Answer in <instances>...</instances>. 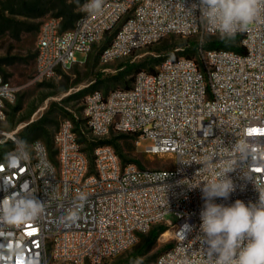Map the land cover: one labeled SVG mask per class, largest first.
Masks as SVG:
<instances>
[{
    "label": "built area",
    "instance_id": "1",
    "mask_svg": "<svg viewBox=\"0 0 264 264\" xmlns=\"http://www.w3.org/2000/svg\"><path fill=\"white\" fill-rule=\"evenodd\" d=\"M196 0H104L99 14L82 11L73 29L61 21L42 24L36 51L35 81L54 79L79 63L108 36L102 63L130 56L168 36L197 37V57L167 60L154 73L138 72L128 89L84 98L86 127L97 140L112 133L151 140L145 153L169 157L168 168L123 165L110 146L97 147L92 159L83 150L71 120L61 122L53 153L42 140L24 145L17 132L7 135L14 148L0 157V199L23 185L44 202L34 222L13 228L0 225V264H100L135 246L140 237L163 224L173 245L154 264H181L189 256L203 264L199 213L205 181L234 164L228 177L240 199L257 203L255 179L264 184V14L241 36L240 52L208 49L204 38L219 36L189 16ZM199 16V12L195 13ZM18 89L0 76V122ZM246 153L242 157V151ZM212 157L210 167L203 164ZM200 181L199 187L191 182ZM173 214L177 223L166 221ZM192 227L184 238L181 229Z\"/></svg>",
    "mask_w": 264,
    "mask_h": 264
},
{
    "label": "rangeland",
    "instance_id": "2",
    "mask_svg": "<svg viewBox=\"0 0 264 264\" xmlns=\"http://www.w3.org/2000/svg\"><path fill=\"white\" fill-rule=\"evenodd\" d=\"M70 2H76V0H70ZM78 12H82L81 8ZM54 14L30 23L39 25L41 28L46 19L54 18ZM38 36L39 31L34 30L23 33L19 39L13 38L9 33L0 36V76L18 89L14 101L6 105L5 120L0 122V142L6 141L8 134L17 132L18 140L24 145L30 144L31 141L23 142L21 140L23 135L46 143L47 135L53 139L61 122L71 120L79 140L83 141V148L90 150L95 148L96 144L93 140L96 138L86 127L83 105L85 96L93 91H100L107 95L113 90L124 89L131 84V78L135 74L131 66L135 65V69L141 68L148 72L150 68L156 69L161 64L156 62L159 59L163 60V63L167 60L186 58L190 44L199 40L197 37L168 36L128 57L102 63L98 58V51L109 36L89 55L86 63V55L77 53V61L84 64L75 65L67 71H59L58 75L50 81L39 82L34 80ZM206 39L207 37L204 38L205 41ZM191 59L198 60L196 52ZM85 91L88 92L84 93ZM77 123H79L78 127ZM38 128L42 129L40 131L42 136L33 138V131ZM109 138L118 139L117 143L121 146L122 155L126 161H137L143 169L168 168L166 163L170 162L169 157H150L145 153L147 148L152 146L151 140H142L141 146L137 147L136 141L126 134L112 133ZM2 154L3 150L0 148V155ZM165 220L172 224L178 221L173 214L167 215ZM162 225H157L142 235L138 243L128 251L100 264H121L130 255L143 249L152 230ZM166 232H171L167 238L163 237ZM166 232L152 246L144 248V255L139 258L142 264H154L158 256L166 251L169 245H173L172 231L168 229ZM49 264L71 263L51 260Z\"/></svg>",
    "mask_w": 264,
    "mask_h": 264
},
{
    "label": "clouds",
    "instance_id": "3",
    "mask_svg": "<svg viewBox=\"0 0 264 264\" xmlns=\"http://www.w3.org/2000/svg\"><path fill=\"white\" fill-rule=\"evenodd\" d=\"M104 0H87L81 10L99 14ZM186 13L200 20L207 31L218 34L222 39L234 40L264 14V0H196ZM199 12L196 17L195 13ZM238 151H242L239 146ZM246 155L242 151V157ZM210 167L212 157L197 162ZM234 164L222 168L211 180L205 181L202 191L203 205L199 213L200 225L197 240L201 242L204 254L203 264H264V184L255 179L259 191L257 203L237 199L230 205L216 203L217 199L227 200L235 186L227 173ZM199 187L200 181L191 182ZM44 211V202L36 197L29 187L21 186L18 191L9 190L0 199V225L19 227L34 222ZM192 227L185 224L181 232L185 236ZM135 264H142L137 260ZM181 264H194L185 256Z\"/></svg>",
    "mask_w": 264,
    "mask_h": 264
},
{
    "label": "trees",
    "instance_id": "4",
    "mask_svg": "<svg viewBox=\"0 0 264 264\" xmlns=\"http://www.w3.org/2000/svg\"><path fill=\"white\" fill-rule=\"evenodd\" d=\"M86 2L87 0H76V2H70V0H0V36L5 35L6 33H9L11 34L13 38L19 39L23 33L28 32L29 30L40 31L39 25L32 24L30 22H35L53 13H55L54 18L59 19L61 21L62 31L71 30L74 28L75 23L77 22V20L80 18L82 14V12L80 13L78 12L79 9L81 8L80 5H83ZM18 18L22 20H19ZM113 36L114 35H111L110 37L108 36L109 39L99 49L98 58H100V52L110 44ZM241 38H242L241 36H236L234 40H225V39H222L220 36H207V39L205 41V46L208 49L231 50L235 52H240L241 49L239 47V43L241 41ZM197 47H198V42L191 43L189 54L186 55V58H191L194 52H196L197 54ZM175 60H178V59H175ZM162 61L163 60L159 59L156 62L157 64H160V63L162 64ZM135 68H136L135 65L131 66V70L135 72L134 76L131 78V84L134 80L135 75L140 71H144L141 68H137V69ZM155 71L156 69L152 67L149 69L148 72L154 73ZM131 84L129 86H126L124 89L130 88ZM86 92L88 91H85L84 93ZM78 124L79 123H77L76 125L77 127H78ZM41 130H42L41 128L34 130L33 138L41 137L42 136V133L40 132ZM126 136L131 137L134 141H136V137L131 136V135H126ZM21 140L23 142H27V141L33 142L39 139H32L28 135H23L21 137ZM80 142L83 145V141H80ZM93 142L96 144L95 148L91 150L88 148L86 149L83 148L84 152L88 155L90 159H92L93 152L97 147L110 146L118 154L121 161H123L124 163V164L122 163L123 165L136 164L141 169H143V167L139 164V162L126 161L124 159L122 155V148L117 143L118 139H110V138H105V139H100V140L94 139ZM46 145L51 151L52 156H54L53 139H51L50 136L48 135L46 137ZM0 146L3 152H5L7 149L14 148V144L9 141L4 144H1ZM167 230L168 228L164 225L154 228L152 232L150 233L149 239L147 240L143 249H141L137 253L130 255L121 264H135V262L144 255V250H145L144 248L152 246L157 241V239ZM170 247L171 245H169L168 248Z\"/></svg>",
    "mask_w": 264,
    "mask_h": 264
},
{
    "label": "bare ground",
    "instance_id": "5",
    "mask_svg": "<svg viewBox=\"0 0 264 264\" xmlns=\"http://www.w3.org/2000/svg\"><path fill=\"white\" fill-rule=\"evenodd\" d=\"M170 233L171 232H166L163 237H165V238L169 237L171 235Z\"/></svg>",
    "mask_w": 264,
    "mask_h": 264
}]
</instances>
